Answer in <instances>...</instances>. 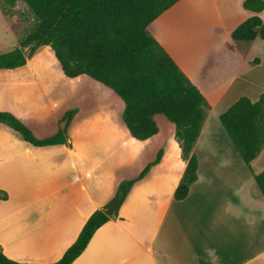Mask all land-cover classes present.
Instances as JSON below:
<instances>
[{
    "label": "crops",
    "instance_id": "crops-1",
    "mask_svg": "<svg viewBox=\"0 0 264 264\" xmlns=\"http://www.w3.org/2000/svg\"><path fill=\"white\" fill-rule=\"evenodd\" d=\"M244 2L181 0L148 28L209 103L193 149L197 180L181 201L175 193L187 161L164 115L154 116L155 136L132 137L120 97L88 75L68 78L48 46L23 67L0 69V112L36 139L64 131L73 114L66 142L43 147L0 122V189L8 193L0 199V251L7 258L60 261L89 218L117 201L122 183L135 181L72 264H264V197L254 177L264 172V149L250 170L220 120L240 98L255 103L264 94V39L232 38L250 17L264 22V10Z\"/></svg>",
    "mask_w": 264,
    "mask_h": 264
},
{
    "label": "trees",
    "instance_id": "trees-1",
    "mask_svg": "<svg viewBox=\"0 0 264 264\" xmlns=\"http://www.w3.org/2000/svg\"><path fill=\"white\" fill-rule=\"evenodd\" d=\"M181 0H4L9 9L23 2L38 20L34 30L22 40L20 48L0 53V69L26 65L23 48L35 43L51 46L68 78L88 75L110 88L125 105L123 120L132 137L147 140L158 133L154 116L164 115L176 128V138L187 161L175 199L184 200L197 180L198 162L193 153L200 135L208 100L177 62L148 32V28ZM245 9L264 10L263 0H245ZM264 39V22L252 16L232 33L235 41ZM58 135L38 140L14 115L0 112V122L20 133L36 147L66 142L65 133L72 121ZM220 120L243 160L251 162L264 149V94L258 102L240 98ZM158 154L155 164L161 159ZM149 166L141 174L142 178ZM264 197V172L255 175ZM135 181L120 185L118 196L125 199ZM8 194L0 189V199ZM110 220L103 210L96 211L85 224L76 242L62 259L52 264H72L88 246L94 233ZM0 264H25L7 258L0 251ZM201 264H209L201 262Z\"/></svg>",
    "mask_w": 264,
    "mask_h": 264
},
{
    "label": "rangeland",
    "instance_id": "rangeland-1",
    "mask_svg": "<svg viewBox=\"0 0 264 264\" xmlns=\"http://www.w3.org/2000/svg\"><path fill=\"white\" fill-rule=\"evenodd\" d=\"M37 25L38 20L27 4L19 2L15 5L14 9H9L4 0H0V32L3 33L5 31V33L11 37L10 39L5 38L0 34V52L9 51L15 46L20 48L22 40H24L27 35H29L34 30V28L37 27ZM11 28L14 29L18 41H14L12 38ZM42 46L43 45L32 43L23 48V52L28 57L33 49H35L33 52L34 54ZM48 47L52 49L51 46Z\"/></svg>",
    "mask_w": 264,
    "mask_h": 264
},
{
    "label": "water",
    "instance_id": "water-1",
    "mask_svg": "<svg viewBox=\"0 0 264 264\" xmlns=\"http://www.w3.org/2000/svg\"><path fill=\"white\" fill-rule=\"evenodd\" d=\"M122 201V196H120L117 201H115L109 208H107L104 212L107 216L112 217L115 213L116 208L119 203Z\"/></svg>",
    "mask_w": 264,
    "mask_h": 264
}]
</instances>
